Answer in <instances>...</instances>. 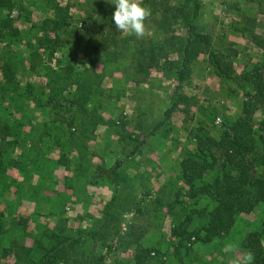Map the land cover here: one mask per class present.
I'll return each mask as SVG.
<instances>
[{"label":"trees","instance_id":"1","mask_svg":"<svg viewBox=\"0 0 264 264\" xmlns=\"http://www.w3.org/2000/svg\"><path fill=\"white\" fill-rule=\"evenodd\" d=\"M74 2H80V13L71 12L69 0L63 5L58 0H0V264H104L108 252L127 243L135 245L129 264H189L185 256L196 242L210 244L222 255V260L203 264H226L229 243L242 257L251 251L252 264H264V61H240L237 70L240 50L231 42H215L200 27L202 0H143L152 10L148 23L155 26L142 39L115 28L113 0ZM14 7L20 10L17 19L9 12ZM34 8L45 16L31 20ZM23 21L29 25L21 28ZM233 29L264 47V37L256 39L251 29ZM199 56L236 107L224 113L220 102L199 103L169 181L173 193L165 196L163 190L155 198L171 220L164 242L144 245L141 230L133 225L121 232L118 220L124 209L116 204L112 208L116 193L93 227H68L59 203L86 197L88 184L109 182L115 190L122 183L130 197L129 188L137 185L125 172L127 160L140 153L147 136L170 122L176 109L191 105L181 89ZM115 71L120 73L116 85L104 90L102 79ZM156 74L174 79L163 118L141 137L128 131V140L135 143L123 156L118 153L125 146L113 162L98 155L95 164L98 147L91 149L87 139L95 136L97 125L124 134L118 130L121 111L113 98L117 102L125 97L131 82L152 83ZM37 109L43 114L40 119ZM256 110L262 113L260 119L254 117ZM219 114L221 126L213 122ZM59 167L72 171L63 185L74 186V197L43 192L52 188ZM143 181L141 196L131 200L137 209L151 193ZM24 200L35 203L32 214H17ZM238 221L247 228L234 237Z\"/></svg>","mask_w":264,"mask_h":264},{"label":"rangeland","instance_id":"2","mask_svg":"<svg viewBox=\"0 0 264 264\" xmlns=\"http://www.w3.org/2000/svg\"><path fill=\"white\" fill-rule=\"evenodd\" d=\"M58 1L61 5H63L68 0ZM69 1L73 6L70 8L71 12L80 13V11L76 8L80 4V2H74L76 0ZM202 2V14L199 19V24L202 29L212 33V38L215 40V42L224 44L231 42L235 47L241 50V48L248 43V40L247 38H245V35H242V33H240V31H235L233 29L234 27L251 29L253 32L250 33H252L256 39L264 37V0H261V2L263 3L262 5H257V3L248 2L245 0H202ZM33 10L34 11L31 13V20L38 21L45 16L42 9L34 8ZM9 12L12 18L14 19H17L20 16V10L16 7L12 8ZM154 26L155 25L153 23L149 24L148 20L146 21L147 30L153 31ZM121 34L128 35L127 33L123 32H121ZM81 55L84 56L83 54ZM240 55H243V58L244 56H246L241 53ZM201 57L202 56H199V59L193 60L191 65L192 73L189 75V82L187 81V83L184 84L181 89V93L183 95L185 94L186 96L191 98L190 100H186L190 101L191 105L187 109H185V111H188L189 108H192L193 117L194 115L196 116L198 114V111L200 109V102L206 103V101L208 100H211L212 102H221L220 98L218 99L220 101H217V99L213 100L212 97L215 98V96H217L218 94L224 93L223 90L220 89L221 87H218L216 89L219 90L215 91L214 96V91L210 89V85L212 84L210 82H212L213 79L209 78L210 76H208V73H205L206 63ZM96 67V69L99 70L100 64L97 62ZM119 75L120 73L116 71L112 72L111 74H107L102 79V85L104 86V90H109L112 85H116L115 78ZM152 77V83L141 81L140 83L135 84L133 86L131 84L134 83L131 82L129 87L130 89L125 92V97H122V99H119L117 102H115L113 98L114 104L116 105V107L118 106L121 111L118 113V119L115 117L113 118L117 119L116 122L119 125L118 130H120L124 134L122 137L119 134H116L112 127L108 128V126L104 124L97 125L95 129V136H90L91 138L89 140L87 139V143H89L91 149L93 147H98V151L92 158L95 164L100 160V158H98V155L103 156L105 158L106 163L113 162L115 158L114 156L117 155L116 152L122 149L123 146H125L123 152L118 153V156H123L124 153H126L128 149L133 146V143H135V141L133 140H128V131L133 132L135 135L141 137L145 133H147V131L152 128L157 121L163 118V111L170 105L171 98L173 95L172 85L174 79L168 78L166 76H158L157 74ZM194 92L196 96H193ZM196 100H198V102H196ZM230 101L232 100H224L223 102L226 103L222 105V108H226V110H228V108H230L228 102L230 103ZM27 103L31 105V103ZM1 104L5 106L6 102H2ZM3 110H6V108L3 107ZM105 112L104 118L111 119L110 115ZM179 112V108L176 109L172 113L169 123L158 128L157 132L154 135L146 137V152L147 150H149L148 152L152 161H156L157 159L155 157H157L159 154L164 152V155H169L171 151H173L172 149H175V147H170L171 149L168 148L166 150L164 149L163 151H160V149H158V146L161 145L160 143L164 141L166 142V140H170V144L172 146H176L177 149H179L180 144H183L185 142L182 141V139L179 140L177 136H180V134L185 135L187 133L186 131L188 130L187 128L192 126L190 124L194 125V120L193 117L190 119V116H184L185 119L180 120ZM258 112L261 114L260 110H257V113ZM36 114L39 119L41 118V115H43L42 111L38 109L36 111ZM217 116L222 118L220 114ZM217 116L214 117V120ZM214 123L216 125H221L222 121H219V123H216L214 121ZM167 133H171L172 135L168 136ZM177 138L178 141H176ZM112 150L113 152L111 153ZM53 154L56 155V151H53ZM159 159L161 160L162 156H160ZM154 164H157V162H154ZM61 169L63 168H56L54 170L52 178V188L43 190L44 193H50L51 191V193H64L66 197L71 196V193L73 194V185V187H65V185H63L64 177L72 175V171H63ZM155 169L157 170L158 168L155 167ZM135 183L137 187L129 188V190L132 189V191L129 192L130 197H127V194L125 195L123 193L127 192V188H122V183L119 184L120 187L116 188L115 190L112 187L113 185L109 182L91 183L88 184L85 188L86 197H84V194H82L81 199L78 198L76 201L66 199L67 201L65 203L62 202L59 204H62V207L64 208L63 212L66 218L69 217V213L72 214L71 216L74 217L72 218L73 222H75V220L82 221V219H78V217L82 216L81 213L86 210L85 212L87 214V224L89 227L91 226L94 218L101 217L105 205L107 204V202H109L111 196L116 193L115 199L113 200L112 208H114V205L116 204L117 208L124 209L122 214H119L118 220V226L121 232L126 231V229L129 228L130 225H133L134 228L137 227L141 230V241L144 240L147 245L151 243V240H154L156 244L163 243L164 235L169 234L164 230V224H168L170 216H168V219H166V214L161 211L162 208L161 210L159 209L160 206H158L157 201L155 200L157 196L161 195L156 193V190L159 185H161V183H154L152 181L150 183L145 182L148 185V188L151 189V192L153 194H151V196H147L145 200L141 202V206L139 209H137L131 202L132 199H138L142 194V186L140 184H137V182ZM74 196L75 195L73 194V197ZM53 199H55L53 200L55 201L53 202V204H58L59 199ZM80 210L83 211L79 213ZM77 213L81 215H77ZM113 223L116 224V221ZM242 228L246 229L247 227L244 223L238 221L234 225V229L232 231L233 236L237 237L238 234L242 232ZM86 246L90 247L91 245L87 243ZM191 246L192 247L189 250L190 253L185 256L189 264H199V262L200 264H203V260H214V262H216V260H222V255L217 254V256L216 249L213 250L214 248L211 247L210 244H201L199 242H196ZM97 249L98 247L94 250L96 251ZM134 250V243H127L121 248L118 247L113 250V253L110 256L107 257L105 264H129L131 262V257L134 253ZM210 252L213 253L210 254ZM7 257L9 259L11 255ZM237 258L243 260L239 248H237V251L235 253L229 252L228 250L226 251V264H233V261Z\"/></svg>","mask_w":264,"mask_h":264},{"label":"crops","instance_id":"3","mask_svg":"<svg viewBox=\"0 0 264 264\" xmlns=\"http://www.w3.org/2000/svg\"><path fill=\"white\" fill-rule=\"evenodd\" d=\"M21 24H22L21 28H24L25 26L29 25V22L23 21V23H20V25ZM251 32H253V31L251 30ZM245 36H246L245 38H247V40H248V43L246 42L247 44H245V46L241 48L240 53L244 54L246 56H244V58H242L243 55L242 56L240 55L242 59L238 60V62H235V67L237 70H240L242 68V64L240 63V61L241 62L245 61L247 63L259 62V61L263 62L264 61V47L259 46L255 41H253L251 38H249V36L247 34H245ZM205 67H206L205 73L206 74L208 73V76H210L209 78L213 79V81L210 82V83H212L210 85V89H212V91H214V95H215V91L219 90L216 88L222 87V85H220L218 77L215 76L213 71H211V69L206 64H205ZM193 96H196L195 92H194ZM221 96H223V97H221ZM217 97L221 99V102H220V104L222 103L221 105L226 103V102H223L224 100L226 101L228 99H231L232 101H230V103L228 102L230 108H228V110H226V108H225V109H223V111L226 113L235 112L236 103H235L232 95H230V94L227 95L226 93L224 95V93H220L217 95ZM179 111H180L179 112L180 120L185 119L186 116H190V119L193 117L192 116V108H189L188 111H185V110H179ZM195 114H196V112H195ZM254 117L257 119H260L262 117V113L261 114L259 112L257 113V110H256L254 113ZM213 122H214V120H213ZM217 126H221V125H217ZM164 133H166V132H164ZM167 134H168V136L172 135L171 133L170 134L167 133ZM177 137L179 138V140L182 139V141H183L185 135L180 134V136H177ZM178 138H177V141H178ZM169 141L166 140V142L164 141V142L160 143L161 145L158 146V149H160V151H163L164 149L166 150L170 147L171 148L175 147V149H172L173 151H171V153L169 155H167V154L164 155L163 154L164 152L159 154L160 156H162L161 160L159 159L160 156L158 155L157 156L158 158L154 156L157 160L152 161L150 158V154L148 152L149 150H147V152H146L147 146H145V145L142 147L140 153H136L135 155L130 156L129 159L127 160L128 166L126 167V171H125L127 176H128V179L130 178L131 182H138L137 184H139V182H141V180L143 181V179H144L143 182H146V183H150L151 181L154 183L160 182L161 185H159V187L157 188L156 193L161 194V196H162V194L164 193L163 190H165L167 192V195H165V196L172 195L173 189L171 190V186L169 185L170 184L169 181H170L171 176H173L174 172H175L173 170V168L174 169L177 168L178 157L180 155L181 146H183V144L182 145L180 144V146H179L180 148L177 149V147L172 146ZM154 162H157V164H154ZM155 167H157L158 169L156 170ZM59 168H63V167H59ZM61 170L64 171V169H61ZM146 178H149V179H146ZM150 192H151V189H150ZM151 194H153V193L151 192L148 196H151ZM34 204L35 203L31 200H24L22 206L16 211L17 214H29V213L32 214L35 211ZM81 211H83V210H80L79 213H81ZM85 211L86 210H84V212L81 213L82 216L78 217V219L80 218V219H82V221H80V220L76 221L75 220V222L72 221L73 220L72 218H74V217L71 216L72 215L71 213H69V217L67 219L68 227H70L72 229L88 228L87 218H86L87 214ZM81 214L77 213V215H81ZM168 216L169 215L166 214V219H168ZM170 223H171V220L169 218L168 224H164V230L167 233H169ZM29 226H32L31 221L29 223ZM92 227H93V225H92ZM142 243L144 245H147V243L144 240H142ZM152 243H155V241L151 240L150 244H152ZM105 250L106 249L103 246L100 251H101V253H104ZM112 253H113V251H110L106 254L104 264H105L107 257L110 256ZM11 257L9 259H11ZM131 259H132V257H131Z\"/></svg>","mask_w":264,"mask_h":264},{"label":"clouds","instance_id":"4","mask_svg":"<svg viewBox=\"0 0 264 264\" xmlns=\"http://www.w3.org/2000/svg\"><path fill=\"white\" fill-rule=\"evenodd\" d=\"M115 11L112 16L115 28L123 33L135 35L142 39L147 35L146 21L151 17L152 10L145 5L143 0H113ZM264 243V242H262ZM229 252L235 253L237 246L229 243ZM254 254L251 251L245 253L243 260L237 258L233 264H252Z\"/></svg>","mask_w":264,"mask_h":264},{"label":"built area","instance_id":"5","mask_svg":"<svg viewBox=\"0 0 264 264\" xmlns=\"http://www.w3.org/2000/svg\"><path fill=\"white\" fill-rule=\"evenodd\" d=\"M216 123H219V121H222L220 117H216L215 120H214Z\"/></svg>","mask_w":264,"mask_h":264}]
</instances>
